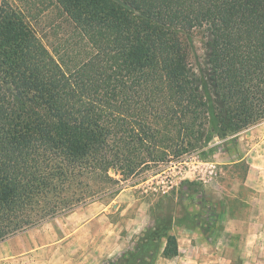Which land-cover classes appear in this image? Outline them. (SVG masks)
<instances>
[{
    "label": "trees",
    "instance_id": "1",
    "mask_svg": "<svg viewBox=\"0 0 264 264\" xmlns=\"http://www.w3.org/2000/svg\"><path fill=\"white\" fill-rule=\"evenodd\" d=\"M201 26L202 86L181 37ZM262 120L264 0H0V241ZM174 195L104 264H154L155 237L177 256Z\"/></svg>",
    "mask_w": 264,
    "mask_h": 264
},
{
    "label": "rangeland",
    "instance_id": "2",
    "mask_svg": "<svg viewBox=\"0 0 264 264\" xmlns=\"http://www.w3.org/2000/svg\"><path fill=\"white\" fill-rule=\"evenodd\" d=\"M181 37L202 86L209 77L210 32L201 26ZM229 139L208 131L198 151L159 173L9 236L0 241V264H104L162 227L153 205L172 192L181 195L170 230L180 252L164 257L166 239L155 237L154 264H264V120ZM205 222L213 226L206 232Z\"/></svg>",
    "mask_w": 264,
    "mask_h": 264
}]
</instances>
